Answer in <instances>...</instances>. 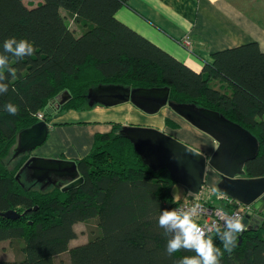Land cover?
<instances>
[{
	"label": "trees",
	"instance_id": "obj_1",
	"mask_svg": "<svg viewBox=\"0 0 264 264\" xmlns=\"http://www.w3.org/2000/svg\"><path fill=\"white\" fill-rule=\"evenodd\" d=\"M128 1L40 0L29 6L0 0V55L8 59L0 71V83L8 86L0 93V213L20 215L0 216V242L17 246L16 260L0 264H56L64 253L71 264H179L195 255L187 249L167 253V240L176 231L161 228L158 218L177 207L176 183L167 169L155 172L144 164L120 134L121 124L96 135L90 154L76 162L83 179L79 186L63 191L69 182L57 181L42 188L26 182L24 173L17 177L28 159H13L19 132L40 122L38 114L49 123L69 110L93 108L87 94L100 85L168 87L175 103L219 112L257 138L259 153L246 164L245 178L264 177V53L258 44L219 51L197 73L117 19ZM13 37L31 43L33 54L6 53L3 43ZM64 92L71 98L58 108L57 97ZM7 103L18 107L15 116L4 110ZM165 124L180 128L168 118ZM219 202L212 198L211 205L231 208ZM92 222L89 240L71 247L75 225ZM223 232L208 234L220 250L219 264H264V220L238 234L230 252L220 238Z\"/></svg>",
	"mask_w": 264,
	"mask_h": 264
},
{
	"label": "crops",
	"instance_id": "obj_2",
	"mask_svg": "<svg viewBox=\"0 0 264 264\" xmlns=\"http://www.w3.org/2000/svg\"><path fill=\"white\" fill-rule=\"evenodd\" d=\"M116 17L197 73L213 63L214 54L219 51L256 43L264 53V0H129ZM186 38L191 41L190 48L182 45ZM167 118L180 128L167 127ZM114 124L157 128L182 142L186 141V132L192 135L191 140L199 141V148L193 145L207 155L217 146L213 139L167 107L149 117L129 102L114 107L97 105L83 111L69 110L53 117L48 123L46 142L32 151V157L82 160L90 154L96 135L110 133ZM219 180L215 172L210 173L206 188L217 190ZM189 193L178 184L172 189L178 203L197 198ZM220 203L216 199V204Z\"/></svg>",
	"mask_w": 264,
	"mask_h": 264
},
{
	"label": "water",
	"instance_id": "obj_3",
	"mask_svg": "<svg viewBox=\"0 0 264 264\" xmlns=\"http://www.w3.org/2000/svg\"><path fill=\"white\" fill-rule=\"evenodd\" d=\"M70 98L68 92L59 95L57 107L60 108ZM87 100L90 107H114L130 102L148 115H155L168 107L209 136L217 145L211 155L199 152L157 128L128 125L120 130V134L132 143L145 165L155 172L167 169L176 184L196 195L203 189L211 169L220 179L217 190L248 208L243 220L245 226L261 225L264 220V177L245 178L246 164L255 160L259 153L258 140L249 131L214 110L194 103L173 102L168 87L130 89L120 85H100L89 90ZM48 134L49 125L46 121L21 131L13 148V159L42 146ZM25 169L31 172L32 179L37 183H45L43 186L55 185L58 180L69 182L63 191L79 186L83 180L75 161L31 157L17 175L18 178ZM0 216L20 218L13 210L0 213Z\"/></svg>",
	"mask_w": 264,
	"mask_h": 264
},
{
	"label": "clouds",
	"instance_id": "obj_4",
	"mask_svg": "<svg viewBox=\"0 0 264 264\" xmlns=\"http://www.w3.org/2000/svg\"><path fill=\"white\" fill-rule=\"evenodd\" d=\"M3 49L6 53H12L17 58H22L26 55L33 54V45L25 39L17 40L15 37L6 39L3 43ZM8 63V59L4 55H0V71ZM15 72V69H12ZM3 75H0V80H3ZM8 91L6 84L0 83V93ZM4 110L11 116H15L18 112V107L12 103L4 105ZM191 193H189L190 195ZM201 209L199 203H193L188 211H179L178 209L164 210L158 218V225L161 228H169L176 231V235L172 239L167 240L166 251L169 255L178 252L181 249L194 250V256H185L179 264H219L221 255L213 239L208 236V232L215 229L219 233V229L214 224L202 227L195 222V216ZM245 224L239 216H227L225 220V230L221 235L224 249L231 251L237 242L238 234L244 231Z\"/></svg>",
	"mask_w": 264,
	"mask_h": 264
},
{
	"label": "built area",
	"instance_id": "obj_5",
	"mask_svg": "<svg viewBox=\"0 0 264 264\" xmlns=\"http://www.w3.org/2000/svg\"><path fill=\"white\" fill-rule=\"evenodd\" d=\"M182 45L186 48H190L191 47L190 39L189 38L184 39L182 41ZM38 118L39 120L44 121V117L42 114H38ZM214 197L218 201L221 200L226 202V204H228L231 208L225 209L220 206L211 205L212 198ZM193 203H199L201 205V209L198 211L194 219L196 223H198L202 227H205L206 231H207V226H211L212 224H214L216 228H218L219 230H225V220L227 216H233V215L239 216L243 222L245 214L248 211V208L246 209L242 207L239 203H237L229 196L219 192L218 190H212L210 188H206L205 185L201 190V192L197 194L196 199L179 202L175 209H178L181 212L188 211ZM247 228L248 226H246L245 230L242 231L241 233L245 232ZM214 231L216 230L213 229L207 234L213 233Z\"/></svg>",
	"mask_w": 264,
	"mask_h": 264
},
{
	"label": "rangeland",
	"instance_id": "obj_6",
	"mask_svg": "<svg viewBox=\"0 0 264 264\" xmlns=\"http://www.w3.org/2000/svg\"><path fill=\"white\" fill-rule=\"evenodd\" d=\"M23 1H24V3L26 5L33 6V5H36L40 0H23ZM67 22H68L70 28L76 32V34H80L79 29L76 27V25H75V23L73 22L72 19H70V18L68 19L67 18ZM171 112L173 113V111H171ZM148 116L150 117L151 115H148ZM41 121H43V120H40V122ZM184 133H185V136H186V141H184V142L187 145H189L190 147L194 148L195 150L201 152L198 149L199 148L198 147L199 141L196 142L195 139H194L195 141L194 140H191L190 137H192V135H188L186 132H184ZM182 135H183V133H182ZM183 137H184V135H183ZM194 143H195V145H197L198 148L193 145ZM210 173H213V171L211 169H209V171L207 173L208 176H210ZM208 176H207V178H208ZM25 181L28 182L27 179H25ZM190 193H191L190 195H192V196L193 195L194 196H197L196 194H194L192 192H190ZM215 200H216V198H215ZM93 227H95V222H92V223H89V224H86V223H78V224H76L75 227H74V229H75V232L77 234V238L71 242V247L86 243L89 240V238H90L89 237V231H90L89 229L90 228H93ZM21 245H22V243H21ZM16 249H17L16 244H11L10 241L0 242V260H4V261L16 260V258H17V256H16ZM55 263L56 264H71L70 263L69 254L68 253H64V254H61V255L57 256L55 258Z\"/></svg>",
	"mask_w": 264,
	"mask_h": 264
},
{
	"label": "flooded vegetation",
	"instance_id": "obj_7",
	"mask_svg": "<svg viewBox=\"0 0 264 264\" xmlns=\"http://www.w3.org/2000/svg\"><path fill=\"white\" fill-rule=\"evenodd\" d=\"M26 155H28V159H29V158L32 157V152H30L29 154H26ZM28 159H27V160H28ZM22 173H24L25 179H27L28 182H32V183H33V182H34V183L36 182L35 180L32 179V177H31V172L28 171L27 169H25ZM58 181H59V183H63L62 180H58ZM61 181H62V182H61ZM43 184H45V183L40 184L42 188H45V187L48 186V185H44V186H43Z\"/></svg>",
	"mask_w": 264,
	"mask_h": 264
}]
</instances>
